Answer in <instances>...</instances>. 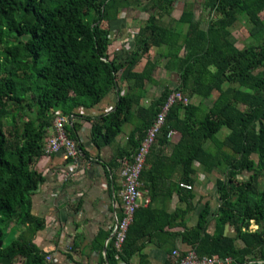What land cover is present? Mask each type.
Listing matches in <instances>:
<instances>
[{"label": "trees", "instance_id": "obj_1", "mask_svg": "<svg viewBox=\"0 0 264 264\" xmlns=\"http://www.w3.org/2000/svg\"><path fill=\"white\" fill-rule=\"evenodd\" d=\"M175 1L0 0V264L17 259L47 264V252L33 242L44 220L31 215L30 205L44 180L35 165L43 156L53 115L57 110L68 115L65 129L75 139L77 123L70 120L115 88L111 110L96 117L91 135L97 147L113 144L124 125L135 121L109 163L115 171L122 159L137 152L171 91L180 90L191 101L173 103L157 131L141 174L150 202L134 213L118 258L109 232L99 233L100 244L107 239L106 262L129 264L136 254L141 260L144 246L154 243L170 256L166 264H174V241L181 237L201 256L264 264L258 262L264 261V0H202L206 13L199 18L194 0H184L173 17ZM131 7L146 11L147 17L133 36L134 47L120 54L109 47L112 21ZM236 21L244 23L249 39L242 47L232 31ZM153 47L158 57L150 59ZM143 57L145 63L137 70ZM157 67L178 77L145 106L141 100L146 86L157 84ZM119 82L126 83L124 92ZM212 95L211 104L204 105L202 100ZM193 97L200 101L193 102ZM221 128L228 132L217 138ZM195 164L204 173L221 176L216 178V210L209 201L202 204L194 188L199 172ZM173 192L186 208L170 212L158 205ZM196 210L197 222L189 227L188 215ZM253 224L258 228L251 229ZM227 225L234 235H225ZM14 227L22 231L4 244ZM239 240L242 248L236 245Z\"/></svg>", "mask_w": 264, "mask_h": 264}, {"label": "crops", "instance_id": "obj_2", "mask_svg": "<svg viewBox=\"0 0 264 264\" xmlns=\"http://www.w3.org/2000/svg\"><path fill=\"white\" fill-rule=\"evenodd\" d=\"M180 11L181 9L179 13ZM143 12L146 11L138 7L123 9L121 11L122 15H120L121 21L125 23L126 27L136 26V29H138L141 22L146 19L144 17H147ZM201 27H203L202 23ZM113 30L114 37L112 41L116 44L120 41H125L124 37L130 35V32L128 35L126 29L124 31L119 28ZM128 44L133 46L132 42L125 43V45L116 48V50L129 49ZM109 47L111 49V44ZM147 57L153 58L150 53ZM144 63L145 57L142 58L135 68L141 70ZM155 70L153 78L157 84L149 83L146 86V96L141 100V103L145 106L158 96V87L163 86V83H161L163 79L156 76ZM172 75L174 79H177L176 73H172ZM166 81H164L165 84ZM119 85L124 92L126 83L119 82ZM117 92L118 89L115 88L98 105L90 109L81 107L73 119L70 120L72 123H77L74 137L78 143L82 144L89 155V157H85L82 154L78 158L75 164L77 172L75 177L64 178V174L71 167V161L66 159L62 153L51 156L43 155L35 165L44 180L31 197L30 213L36 218L43 219L45 226L35 234L33 242L40 250L47 252V255L53 257L54 260L52 262L46 261L47 264H108L104 259L107 239L103 241V244H100L98 238L99 233L102 231H108L111 237L113 211L120 202L118 191L122 187L119 170L111 169L109 163L114 157L118 144H124L127 141L128 134L135 121L125 124L126 130L118 135L113 144L97 147L91 139V135L93 121L99 119H96V117H100L103 112H107V108L114 104ZM195 166L199 170V165L195 164ZM199 173L203 177L206 175L217 177L218 175L215 171L204 173L199 170ZM197 182L194 185L196 191L198 189ZM197 193L204 198V195L199 193V191ZM205 202L206 200H202V204ZM158 205L165 206L170 212L179 206L186 208V204L179 199L176 192L166 196L164 202L159 200ZM218 206L215 207L211 203L212 210H216ZM61 210H65L64 220L61 218ZM198 212L199 210H196L188 215L189 227L196 224ZM226 227L228 229H225V235H234V229L230 228L229 225ZM175 230L182 231V228H176ZM214 230L215 221L212 222L210 232L212 233ZM18 231L17 234L19 235L22 229H18ZM236 245L238 248L244 246L240 240L236 242ZM174 246V249H180L182 252L192 249L182 242L181 237L176 238ZM141 252L145 256L140 260V255L136 254L131 258L129 264H139L141 262L142 264H166L167 260L171 259L165 249L156 246L154 243H147ZM102 259H104V262H102ZM172 259L175 261L174 256H172ZM118 264H125V262L119 260Z\"/></svg>", "mask_w": 264, "mask_h": 264}, {"label": "built area", "instance_id": "obj_3", "mask_svg": "<svg viewBox=\"0 0 264 264\" xmlns=\"http://www.w3.org/2000/svg\"><path fill=\"white\" fill-rule=\"evenodd\" d=\"M136 33L137 29L136 31H131L130 35L125 38L132 40ZM190 101V98L180 90L171 91L161 110L149 127H147L143 141L139 145L137 152L131 159L127 157L122 159V166L119 169L122 186L118 191L120 202L115 206V210L113 211V225L110 237L114 240L116 258H118L119 253L122 251L127 230L133 221L134 213L141 205H146L150 202V195L143 189L144 182L142 181L141 174L146 165L147 156L155 142L157 131L162 126L166 113L173 103L180 102L186 105ZM111 108L112 106H109L107 110ZM67 121H69L68 115L63 114L60 110L55 111L52 118V126L45 140L43 155L51 156L62 153L66 159L71 161V167L64 174V178H73L77 175L75 164L83 153L79 143L68 136L65 129ZM181 185L187 187V189H192V186L187 183L182 182ZM173 256L175 258L174 264H234L233 259L230 257L222 258L219 255L201 256L193 249H189L186 252L175 249ZM53 260L51 255L45 256V261L52 262ZM258 262L264 263L261 260Z\"/></svg>", "mask_w": 264, "mask_h": 264}, {"label": "rangeland", "instance_id": "obj_4", "mask_svg": "<svg viewBox=\"0 0 264 264\" xmlns=\"http://www.w3.org/2000/svg\"><path fill=\"white\" fill-rule=\"evenodd\" d=\"M184 0H176L174 2V10L172 11V16L175 17L177 14H179V10L181 9V5L183 3ZM195 2V17L196 18H199V16L201 14H205L206 13V10H202L201 8V2L202 0H194ZM147 12H143V14H145V16H147L146 14ZM120 15H122V13H120ZM262 18L264 19V12L261 14ZM146 18V17H144ZM164 19H167V15H164L163 16ZM142 23V22H141ZM201 23H202V26L205 27L207 24H206V20L204 19H201ZM136 25V24H135ZM112 28L113 29H121V30H127L128 31V35H129V32L131 33V31H136V26L134 27H126L125 26V23H122L121 21V17L118 16L117 19L113 20L112 21ZM232 31H233V35L234 37L237 39V46L239 47H242L243 45H245L247 42H249V39L247 38V32H246V29H245V26H244V23L243 22H235V24L233 25L232 27ZM126 35V36H128ZM124 37V36H123ZM125 41H120L118 44H116L114 41L111 42V50L115 49L116 48H120L122 47V45H125V43H130L132 42L133 43V46H134V42H133V39H126L124 37ZM129 46V49L128 48H125L127 51L128 50H131L130 48L133 47L131 46V44H128ZM157 51V48L156 47H153L151 50H150V56H153V58H157V54H155ZM123 54V52L121 53ZM162 63L164 62V59H162L161 61ZM155 73H156V76L160 77V79L162 78L163 79V85L165 84L164 81H166V83H169V85L172 87L174 86V78H173V75L172 73L169 75L168 72H166L162 67H157L156 70H155ZM166 78V79H164ZM160 85V84H159ZM162 87H158V93L161 91ZM214 95H212L211 97L207 98V99H203V104L208 106L211 104V100L213 98ZM193 102H199L200 101V98L199 97H193L192 99ZM126 130V125L124 126V131ZM123 131V132H124ZM228 130L226 128H221L220 132L216 135L217 138H222L223 136H225L227 134ZM217 177H221L219 174L217 175ZM216 176L214 175H206L205 177L201 176L200 173L198 174V179H197V192L199 191V193H201L202 195H204V198H203V201H209L210 204L212 203L213 206L217 207L220 203V200H219V194H218V191H217V186H216ZM256 229L258 228V226L256 225H252L251 226V229ZM11 231V230H10ZM9 231V233H10ZM8 235L7 237L5 238V240L3 241L5 244L9 243L10 240H7L8 239ZM21 260L20 259H17L14 264H21L20 263Z\"/></svg>", "mask_w": 264, "mask_h": 264}, {"label": "water", "instance_id": "obj_5", "mask_svg": "<svg viewBox=\"0 0 264 264\" xmlns=\"http://www.w3.org/2000/svg\"><path fill=\"white\" fill-rule=\"evenodd\" d=\"M64 217H65V210H61V218H62V220H64ZM226 229H228V227H226ZM261 230V229H260ZM19 231H18V229L17 228H12L11 229V231H10V233H9V237H8V239L7 240H10L9 241V243L12 241V240H14L17 236H18V233ZM4 243V242H3ZM6 243V242H5ZM4 243V244H5ZM9 243H7V244H9ZM2 245V242H0V246Z\"/></svg>", "mask_w": 264, "mask_h": 264}]
</instances>
